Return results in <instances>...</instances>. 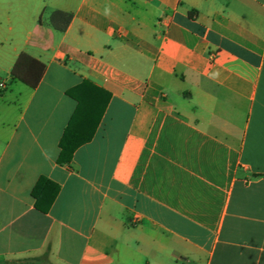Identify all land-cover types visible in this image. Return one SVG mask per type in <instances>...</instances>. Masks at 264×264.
<instances>
[{
	"label": "crops",
	"instance_id": "1",
	"mask_svg": "<svg viewBox=\"0 0 264 264\" xmlns=\"http://www.w3.org/2000/svg\"><path fill=\"white\" fill-rule=\"evenodd\" d=\"M83 79L110 98L59 165ZM0 82V264H264V0H0Z\"/></svg>",
	"mask_w": 264,
	"mask_h": 264
},
{
	"label": "trees",
	"instance_id": "2",
	"mask_svg": "<svg viewBox=\"0 0 264 264\" xmlns=\"http://www.w3.org/2000/svg\"><path fill=\"white\" fill-rule=\"evenodd\" d=\"M71 17L70 13L54 10L49 14L47 22L52 28L63 31ZM44 71L45 64L21 52L11 68L10 76L33 88L39 83ZM65 93L76 101V108L58 142L59 153L56 163L59 165L69 164L74 151L91 140L110 98L107 91L86 79ZM59 189L57 183L45 176H39L30 192L34 208L41 213H47Z\"/></svg>",
	"mask_w": 264,
	"mask_h": 264
},
{
	"label": "built area",
	"instance_id": "3",
	"mask_svg": "<svg viewBox=\"0 0 264 264\" xmlns=\"http://www.w3.org/2000/svg\"><path fill=\"white\" fill-rule=\"evenodd\" d=\"M4 84L2 82H0V88H3Z\"/></svg>",
	"mask_w": 264,
	"mask_h": 264
}]
</instances>
